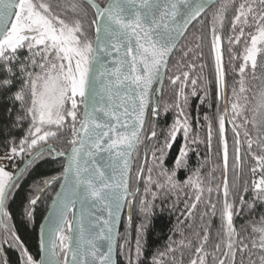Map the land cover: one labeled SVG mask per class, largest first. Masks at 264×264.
<instances>
[{
    "label": "snow or ice",
    "instance_id": "1",
    "mask_svg": "<svg viewBox=\"0 0 264 264\" xmlns=\"http://www.w3.org/2000/svg\"><path fill=\"white\" fill-rule=\"evenodd\" d=\"M197 24L208 28L214 58L216 111L204 115L209 148L215 119L222 150L223 178L214 187L200 168L177 179L189 168V144L202 142L190 139L185 113L204 80L192 76L205 39L191 33ZM189 34L193 41L181 46ZM177 51L176 71L169 74ZM229 65L238 77L231 100ZM258 70L264 72V0H0V104L8 117L0 153V264H12L9 251L17 254L16 264H117V246L125 264H144L146 222L136 229L134 248L127 236L118 243L116 230L122 208L140 192L132 182L140 144L145 153L135 180H144L146 194L156 198L153 185L191 193L185 219L193 238L179 241L181 260L177 247L167 245L152 254L151 264H185V250L187 264H264V88L250 98L246 86ZM165 77L174 103L161 107ZM202 90L201 104L212 108L206 84ZM169 110L174 120L158 132L157 118ZM15 129L23 135L13 136ZM180 133L185 145L166 168ZM45 158L60 160L59 173L34 184L20 205L22 223L33 224L48 187H59L39 224L37 259L18 233L11 204L26 174ZM151 208V201L140 200L145 217ZM244 213L249 219L238 230L235 217ZM212 218L219 222L215 232Z\"/></svg>",
    "mask_w": 264,
    "mask_h": 264
},
{
    "label": "trees",
    "instance_id": "2",
    "mask_svg": "<svg viewBox=\"0 0 264 264\" xmlns=\"http://www.w3.org/2000/svg\"><path fill=\"white\" fill-rule=\"evenodd\" d=\"M227 24V20L225 21ZM201 25L197 24L195 28L191 29V33H194L197 36L203 35L205 39L200 41L201 49L198 52L202 53L200 58L196 61L197 68L192 73L194 78H198L201 75L204 80L203 83H199L197 86L198 95L197 96H189L188 105L185 107V113L187 114L189 121L192 125V129L190 132V139L193 137H198L199 143L189 144L191 151H189V168L180 170L177 173V179L179 181L185 180L189 175H191L192 170L196 168H200L201 175L204 178L205 184L212 185L213 187L217 184H220L223 178L222 170H223V161H222V150L221 145L218 142L217 138V129L218 125L215 119L212 120V142L211 148L207 143L208 137V122L204 120V115L207 114L210 117L216 111L215 107V82H214V58L210 54V40L211 36L208 31V28H204L201 31ZM210 28V25H209ZM228 29L225 28V63L228 64V53L226 51L227 48V36L226 33ZM193 41V35L189 34L187 40H183L181 46L184 44ZM180 57V52L177 51L173 56L170 62V72L176 71V60ZM204 65L203 69L199 66ZM257 79L251 80L249 77V83L246 85L250 91L247 95L251 98L254 94H256L261 88H264V72L260 70L256 73ZM227 80H228V92H229V100L232 99V88L234 86L238 87V77H234V74L231 71V66L227 67ZM207 85L209 89V96L211 97V101L213 103V107H208V102L206 101L204 104H201L200 97L204 96L203 87ZM187 92H191V86L186 90ZM174 103V95L173 89L170 83L167 81V77L165 80V84L163 87V93L160 99L161 107L164 104H172ZM221 108L223 107V100L220 101ZM175 117V111L169 110L167 113L161 111V115L157 118V131L161 132L166 130L173 122ZM7 113L5 112V106L0 104V129H3L2 134H0V153L5 150V137H7ZM27 125H24L26 127ZM151 128V123H147L146 131ZM227 129V137L229 139V147H230V162H231V147H232V133H231V125L226 124ZM12 135L16 138H19L23 135V129H15L12 132ZM185 145V141L183 138V134L180 133L177 136L176 142L173 144V147L168 150V153L165 157V167L173 168L174 167V158L178 154V151L181 147ZM145 153V148L143 144H140L137 149V153L134 156V164H133V184L140 188V192L138 193L136 199L133 201L134 209L132 220L129 223L127 215L124 217L122 229L120 233V239L118 243L123 242V238L127 236L130 240L131 247H135V240L137 237L136 229L142 223L146 222L147 230H146V239L147 243L144 246V254L141 256V260L144 264H151V256L157 250H164L167 245H173L177 247L176 260L179 262L181 260V252L179 250V241L183 239L184 236L189 238L192 237V233L189 230V223L185 219V203H190V195L189 189L184 188L182 190L169 191L167 188L165 189H157L155 186L152 187V192L156 193V198L153 200L151 192H144V180L141 179L139 183H136L135 173L137 168L141 163H143V157ZM138 157V158H136ZM22 160H20L17 164L20 165ZM60 160H52L51 158H45L40 160L38 164L31 169L30 174H26L25 178L22 180V187L16 195L15 202L11 204V211L14 215V222L16 228L18 230L19 235L22 240L25 242L26 246L29 248L30 252L38 259V228L39 224L42 223L47 211L48 205L51 203V198L55 195L58 185H52L49 191L45 194L43 200L38 203L36 207V216L33 224H25L22 223L21 217V203L24 201L26 194L31 190L34 184H39L44 178H49L54 175H57L60 171ZM149 163H151V159L149 157ZM155 176V173L153 174ZM233 178V173L231 169L229 170V179ZM247 178V177H245ZM42 186V185H41ZM146 198L147 200L152 202V208L150 213L145 217L144 214L140 211V200ZM213 200L216 199L215 192L213 193ZM201 209L203 208V204L200 205ZM219 207V205H218ZM262 211L258 209V212ZM249 219L248 214L244 213L237 217H235V226L239 230ZM258 219V216H257ZM199 221L197 220V223ZM212 229L215 232V229L218 227V218H212ZM183 233V236L181 235ZM7 255L10 257L12 264H16L17 262V254L14 251H9ZM189 257V253L185 250L183 253V259L185 264H187V259ZM118 264H125L124 256L119 253L118 248Z\"/></svg>",
    "mask_w": 264,
    "mask_h": 264
},
{
    "label": "water",
    "instance_id": "3",
    "mask_svg": "<svg viewBox=\"0 0 264 264\" xmlns=\"http://www.w3.org/2000/svg\"><path fill=\"white\" fill-rule=\"evenodd\" d=\"M183 42V41H182ZM181 42V43H182ZM224 58H225V55H224ZM165 80H166V77H165ZM164 84H165V81H164ZM164 84H163V87H164ZM226 84H227V88H226V94H227V96H228V98H229V92H228V80H227V74H226ZM156 87H160V85H157ZM163 93V92H162ZM162 93H161V96H162ZM223 103H224V101H223ZM147 125V124H146ZM231 125V124H230ZM226 136H227V129H226ZM134 156H135V154H134ZM133 164H134V159H133ZM24 166V164L21 166V167H23ZM132 173H133V166H132ZM52 187V185L51 186H49L48 187V189H47V191H46V193L49 191V189ZM59 190V187H58V189H57V191ZM56 194V193H55ZM45 196V195H44ZM55 196V195H54ZM53 196V197H54ZM133 209H134V204L132 203V205H131V207H129L127 204L122 208V210H121V214H120V220H119V222L117 223V226H116V230L118 231V233L120 234L121 233V229H122V224H123V220H124V217L127 215V217H129V216H131V220H132V216H133ZM48 215V211H47V213H46V215L45 216H47ZM44 222V219H43V221H42V223ZM118 242H119V240H118ZM115 255V258H116V260H117V264H118V246H117V250H116V253L114 254Z\"/></svg>",
    "mask_w": 264,
    "mask_h": 264
},
{
    "label": "rangeland",
    "instance_id": "4",
    "mask_svg": "<svg viewBox=\"0 0 264 264\" xmlns=\"http://www.w3.org/2000/svg\"><path fill=\"white\" fill-rule=\"evenodd\" d=\"M20 160L15 161V163H18ZM18 165V164H17ZM19 166V165H18ZM11 170V169H10Z\"/></svg>",
    "mask_w": 264,
    "mask_h": 264
},
{
    "label": "flooded vegetation",
    "instance_id": "5",
    "mask_svg": "<svg viewBox=\"0 0 264 264\" xmlns=\"http://www.w3.org/2000/svg\"><path fill=\"white\" fill-rule=\"evenodd\" d=\"M17 164V163H16ZM23 165V163H21L20 165H19V167H21Z\"/></svg>",
    "mask_w": 264,
    "mask_h": 264
}]
</instances>
